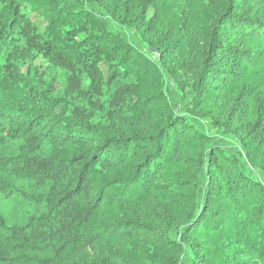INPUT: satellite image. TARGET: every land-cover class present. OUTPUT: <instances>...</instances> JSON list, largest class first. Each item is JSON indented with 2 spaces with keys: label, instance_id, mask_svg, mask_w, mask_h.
Instances as JSON below:
<instances>
[{
  "label": "trees",
  "instance_id": "16d2710c",
  "mask_svg": "<svg viewBox=\"0 0 264 264\" xmlns=\"http://www.w3.org/2000/svg\"><path fill=\"white\" fill-rule=\"evenodd\" d=\"M66 1L0 0V171L25 184L0 185L22 215L0 219V264H88L82 253L105 243L130 264H264V0H191L182 15L169 0ZM185 77L237 155L175 112L168 86ZM102 90L109 122L94 115ZM150 200L164 213L147 222L133 212Z\"/></svg>",
  "mask_w": 264,
  "mask_h": 264
},
{
  "label": "rangeland",
  "instance_id": "374dc122",
  "mask_svg": "<svg viewBox=\"0 0 264 264\" xmlns=\"http://www.w3.org/2000/svg\"><path fill=\"white\" fill-rule=\"evenodd\" d=\"M190 1L191 0H169L170 4L174 5L180 15L188 11ZM66 2L68 3V6L72 7L73 9H78L81 6V4L76 0H68ZM89 7L94 10V13H96L111 30L119 33L125 40L133 44V46L137 47L139 50H142L145 53H149L148 45L146 44L144 37L139 30H137L135 27L127 26L118 19L113 18L110 13H108L105 4L103 3L95 2ZM21 10L22 13L27 18H29L30 21L34 23L38 28L41 29L47 25V22L43 18H41L39 14L34 13L28 5L22 4ZM153 13V9H150V18L152 17ZM257 17L264 20V13L258 14ZM48 66V61L40 57L33 64L32 70H35L38 76L42 74V77H45V71ZM101 68L103 69L106 76L107 70L105 64H101ZM27 70V67H25L23 69V73L26 74ZM184 79L185 83H182L179 86H177L175 84V81L171 79V84L168 86L169 98L175 112L185 114L186 122L192 125L195 130L201 133V135L206 136L208 147H219L228 155H237L239 149L241 148L238 139L236 138L235 140L238 141L239 146L231 139V137L229 136V132L226 129L214 125L213 121L210 118L203 117L198 110H195L193 108L194 93L191 90V81L189 80V77L188 79L187 77H185ZM55 86L59 90H63V86L60 83H55ZM105 97L111 98L110 96L106 95V92L104 90L95 95L97 104H94V115L97 116V121L109 122L107 117L108 114L104 111L99 110L100 105L102 104ZM114 103L117 104L116 101H114ZM132 126L133 125H128L126 128L131 129ZM141 127H145V124ZM117 129H119V127H117ZM3 134L6 133H2V136ZM257 172L261 180L264 182V166L259 167L257 169ZM5 183L12 186L25 188V184L21 180H19L16 173H7L6 177L0 171V185H5ZM8 192H10V189H6L4 193H0V219H3L4 222L8 225L17 224L21 222L20 220L22 218L19 202L16 201V199L13 200L12 196H10L8 199L5 194ZM159 205L156 201L150 200L144 205L143 210L134 211L133 213L135 216L141 218L142 220L151 222L152 215L159 216L160 214L164 213L160 209L161 205ZM154 226L157 230H159L158 225ZM160 226L166 227V223L164 225L160 224ZM81 257L89 259L91 263L89 262L88 264H130L121 256L120 253L116 251L114 245L109 243L98 244L93 248H90L89 250L83 252Z\"/></svg>",
  "mask_w": 264,
  "mask_h": 264
}]
</instances>
